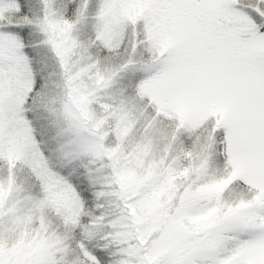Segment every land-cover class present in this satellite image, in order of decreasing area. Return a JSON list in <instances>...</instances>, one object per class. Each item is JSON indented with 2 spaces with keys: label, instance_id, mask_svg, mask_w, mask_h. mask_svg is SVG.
Instances as JSON below:
<instances>
[{
  "label": "snow or ice",
  "instance_id": "1",
  "mask_svg": "<svg viewBox=\"0 0 264 264\" xmlns=\"http://www.w3.org/2000/svg\"><path fill=\"white\" fill-rule=\"evenodd\" d=\"M0 264H264V0H0Z\"/></svg>",
  "mask_w": 264,
  "mask_h": 264
}]
</instances>
